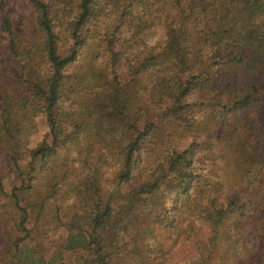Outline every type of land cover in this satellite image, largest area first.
<instances>
[{
  "label": "trees",
  "instance_id": "trees-1",
  "mask_svg": "<svg viewBox=\"0 0 264 264\" xmlns=\"http://www.w3.org/2000/svg\"><path fill=\"white\" fill-rule=\"evenodd\" d=\"M27 2L33 18L30 40H23L0 0V38L10 66L30 85L28 96L1 87L0 131L8 136L14 129V106L21 119L43 115L48 134L33 157L44 160L83 140L80 160L89 174L114 184L110 198L99 196L74 226L88 241L83 264H102L94 245L112 213L166 221L169 232L184 237L181 263L218 262L215 251L225 245L240 264H258L264 242V0ZM77 64L86 70L75 73ZM67 78L93 83L69 86ZM130 88L139 101L133 111ZM65 104L72 109L64 112ZM162 125L176 130L172 142L159 139ZM41 168L20 174V191L35 192ZM5 197L0 178V202ZM8 199L4 211L17 208L25 220L29 202L15 193ZM18 251L16 242L7 243V264H19Z\"/></svg>",
  "mask_w": 264,
  "mask_h": 264
},
{
  "label": "rangeland",
  "instance_id": "rangeland-1",
  "mask_svg": "<svg viewBox=\"0 0 264 264\" xmlns=\"http://www.w3.org/2000/svg\"><path fill=\"white\" fill-rule=\"evenodd\" d=\"M3 12L15 19L14 31L17 37L30 40L31 32L28 27L33 13L27 0H3ZM11 60L5 41L0 38V90L3 87L9 92L16 87L18 93L24 90L28 96L29 80L27 77L20 78L19 69L10 66ZM77 65L79 66L74 68L75 73H83L86 70L85 65ZM125 78L126 82L127 77ZM108 79L111 81V78ZM80 81L93 83L90 78H67L69 86ZM127 93L133 111L139 104L135 99L137 93L133 88ZM91 96V91L87 90V98ZM71 109V104L63 106L64 112ZM13 111L16 112L12 123L14 129L9 128L8 136L0 131V178L6 193V197L0 202V264H7L5 258L11 256L5 254L9 241L18 245L19 251L15 260L19 264H83V257L88 253V241L85 234L77 232L74 226L88 211L95 209L99 196L110 198L115 186L109 182L104 183L106 179L103 180L102 176L96 179L89 174L82 159L80 160L86 148L83 140L79 146L68 145L66 148H60L56 154L44 160L40 156L33 157V151L46 141L48 126L45 117L37 114L21 119L22 113L18 106H14ZM130 115H133V112ZM159 131L162 135L159 139L164 142H172L176 135V130L166 128L165 125H162V130ZM87 134L88 132L84 135L85 139ZM184 143H187V140ZM108 152L113 156L115 148H108ZM39 166L43 168L37 176L35 192L20 191V174H23V178L24 175H33ZM34 168L35 172L32 171ZM83 179L87 182L90 180V187L86 186ZM97 181L99 192V187L95 188ZM53 185L54 189L51 188ZM13 193L17 194L20 200L29 202V207L25 206V220L17 208L6 207L7 213L2 208V202L10 206L8 197ZM166 205L169 206L170 203ZM140 220L130 215L112 213L97 231L95 257L102 264H180L184 237L179 233L169 232L164 220L145 217ZM143 231L146 233L144 236ZM151 235L156 237L147 238ZM216 251L215 257L220 259L218 262L213 260L210 264H240L237 255L234 256L225 245ZM258 252V264H264V242L258 245ZM207 253L203 252L202 257H207Z\"/></svg>",
  "mask_w": 264,
  "mask_h": 264
}]
</instances>
